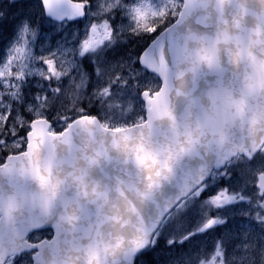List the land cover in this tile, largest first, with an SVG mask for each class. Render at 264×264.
<instances>
[{"label": "snow or ice", "instance_id": "obj_1", "mask_svg": "<svg viewBox=\"0 0 264 264\" xmlns=\"http://www.w3.org/2000/svg\"><path fill=\"white\" fill-rule=\"evenodd\" d=\"M0 264H264V0L0 2Z\"/></svg>", "mask_w": 264, "mask_h": 264}, {"label": "rangeland", "instance_id": "obj_2", "mask_svg": "<svg viewBox=\"0 0 264 264\" xmlns=\"http://www.w3.org/2000/svg\"><path fill=\"white\" fill-rule=\"evenodd\" d=\"M1 1H3V0H1ZM44 30H46L45 28H42V32L44 31ZM42 38V37H41ZM237 219H239V218H237Z\"/></svg>", "mask_w": 264, "mask_h": 264}, {"label": "trees", "instance_id": "obj_3", "mask_svg": "<svg viewBox=\"0 0 264 264\" xmlns=\"http://www.w3.org/2000/svg\"><path fill=\"white\" fill-rule=\"evenodd\" d=\"M0 2H3V1H0Z\"/></svg>", "mask_w": 264, "mask_h": 264}, {"label": "water", "instance_id": "obj_4", "mask_svg": "<svg viewBox=\"0 0 264 264\" xmlns=\"http://www.w3.org/2000/svg\"><path fill=\"white\" fill-rule=\"evenodd\" d=\"M74 2H75V0H74Z\"/></svg>", "mask_w": 264, "mask_h": 264}]
</instances>
